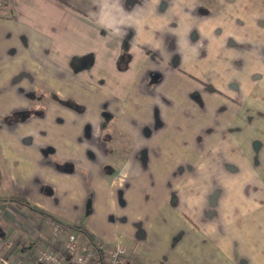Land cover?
I'll return each instance as SVG.
<instances>
[{
	"label": "crops",
	"instance_id": "0c3cea01",
	"mask_svg": "<svg viewBox=\"0 0 264 264\" xmlns=\"http://www.w3.org/2000/svg\"><path fill=\"white\" fill-rule=\"evenodd\" d=\"M90 199L143 264H264V0H9L0 263L41 264Z\"/></svg>",
	"mask_w": 264,
	"mask_h": 264
},
{
	"label": "built area",
	"instance_id": "2783aa9c",
	"mask_svg": "<svg viewBox=\"0 0 264 264\" xmlns=\"http://www.w3.org/2000/svg\"><path fill=\"white\" fill-rule=\"evenodd\" d=\"M8 16L9 0H0V18ZM84 241L76 236L74 227L53 221L49 244L39 251L37 260L41 264H124L125 258L131 255L121 241L112 244ZM136 254L130 257L131 264H142L145 254Z\"/></svg>",
	"mask_w": 264,
	"mask_h": 264
},
{
	"label": "rangeland",
	"instance_id": "374dc122",
	"mask_svg": "<svg viewBox=\"0 0 264 264\" xmlns=\"http://www.w3.org/2000/svg\"><path fill=\"white\" fill-rule=\"evenodd\" d=\"M32 110H30V111H27V112H21V111H19V112H17V113H14V114H10V115H8V117H6L5 119H7V120H9V121H16V120H20V119H26V118H28V117H30V116H32ZM101 118L102 117H107L108 119V121H111V119H112V115H108V114H105V113H101L100 115H99ZM105 121V120H104ZM86 127H89L88 125H86ZM105 133H106V135L107 134H109V132L106 130L105 131ZM72 169H74V165L72 166ZM71 169V170H72ZM93 212H94V210H93V206H92V201H91V199H90V201H89V203H88V206H87V208L83 211V213H82V216H81V219H80V221H79V223H70V222H65V221H62V220H59V222H61L62 224H64V225H67V226H72L73 227V225L75 224H84L85 223V221H88V223H90L91 224V221H92V218H93ZM83 232V231H82ZM84 233V232H83ZM83 235H85V234H83ZM96 241V240H95ZM95 241H91L92 243H94L95 244ZM99 241H101V240H99ZM102 242V241H101ZM104 243V242H103ZM93 244V245H94ZM95 246V248L97 249V245H94ZM136 253H140V255H144L145 253H142L141 251H134L133 252V254H131L130 256L128 255L127 256V259L125 258V260L124 261H126V260H129V261H131L130 259V257L132 256V255H137ZM145 256V255H144ZM145 258V257H144ZM132 262V261H131ZM125 263V262H124ZM143 263H144V261H143ZM142 263V264H143ZM0 264H2V263H0Z\"/></svg>",
	"mask_w": 264,
	"mask_h": 264
},
{
	"label": "trees",
	"instance_id": "16d2710c",
	"mask_svg": "<svg viewBox=\"0 0 264 264\" xmlns=\"http://www.w3.org/2000/svg\"><path fill=\"white\" fill-rule=\"evenodd\" d=\"M8 197H9L10 200L15 201L19 205H24V206H29L30 205V203L23 196H20V195H10ZM31 208H33V207H31ZM37 211L39 213H41V214L49 217L51 220H55L54 217H52L49 214L41 211L40 209L37 210ZM73 227L82 229V231L84 232V234H85V236L87 237L88 240L95 241V237L93 236V234L91 232L85 230L83 228V225L82 224H76V225L74 224Z\"/></svg>",
	"mask_w": 264,
	"mask_h": 264
},
{
	"label": "flooded vegetation",
	"instance_id": "af4514ba",
	"mask_svg": "<svg viewBox=\"0 0 264 264\" xmlns=\"http://www.w3.org/2000/svg\"><path fill=\"white\" fill-rule=\"evenodd\" d=\"M61 225H64V224H62V223H60ZM64 226H67V225H64ZM69 227H72V226H69Z\"/></svg>",
	"mask_w": 264,
	"mask_h": 264
}]
</instances>
